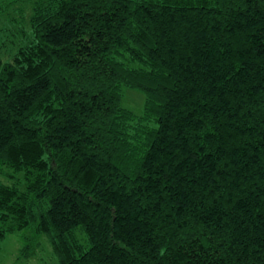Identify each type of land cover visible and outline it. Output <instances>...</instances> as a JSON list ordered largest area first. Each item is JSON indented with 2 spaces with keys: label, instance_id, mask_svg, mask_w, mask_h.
Masks as SVG:
<instances>
[{
  "label": "trees",
  "instance_id": "trees-1",
  "mask_svg": "<svg viewBox=\"0 0 264 264\" xmlns=\"http://www.w3.org/2000/svg\"><path fill=\"white\" fill-rule=\"evenodd\" d=\"M1 23L0 240L264 264V0H0Z\"/></svg>",
  "mask_w": 264,
  "mask_h": 264
},
{
  "label": "rangeland",
  "instance_id": "rangeland-1",
  "mask_svg": "<svg viewBox=\"0 0 264 264\" xmlns=\"http://www.w3.org/2000/svg\"><path fill=\"white\" fill-rule=\"evenodd\" d=\"M9 1V0H3ZM22 5L25 6V16L30 15L31 13V5L29 1L25 2H17V4H13V7H17ZM3 25L2 23L0 24ZM5 32L0 29V53L2 51L5 52L4 55H11L14 51L16 44H2L3 40L6 39L4 37ZM4 37V39H3ZM17 46V45H16ZM143 93L137 91L135 89L125 88L124 89V97L122 103L124 106L129 109L135 111L136 113L142 112L143 109ZM0 179L6 180L4 176H0ZM83 239V238H82ZM81 239V240H82ZM21 232H13L6 235V237L0 240V264H58L57 257L55 253L52 251L51 244L46 239L45 236H41L40 245L35 249L34 253L28 257L23 258L19 257V251L22 245Z\"/></svg>",
  "mask_w": 264,
  "mask_h": 264
}]
</instances>
